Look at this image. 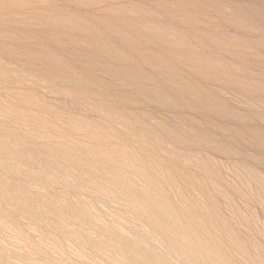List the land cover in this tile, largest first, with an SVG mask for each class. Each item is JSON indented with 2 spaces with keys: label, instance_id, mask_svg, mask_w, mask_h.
Wrapping results in <instances>:
<instances>
[{
  "label": "rangeland",
  "instance_id": "rangeland-1",
  "mask_svg": "<svg viewBox=\"0 0 264 264\" xmlns=\"http://www.w3.org/2000/svg\"><path fill=\"white\" fill-rule=\"evenodd\" d=\"M0 264H264V0H0Z\"/></svg>",
  "mask_w": 264,
  "mask_h": 264
}]
</instances>
